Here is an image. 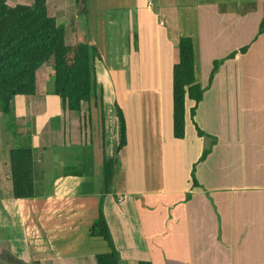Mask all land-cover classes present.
I'll list each match as a JSON object with an SVG mask.
<instances>
[{
  "label": "crops",
  "instance_id": "crops-1",
  "mask_svg": "<svg viewBox=\"0 0 264 264\" xmlns=\"http://www.w3.org/2000/svg\"><path fill=\"white\" fill-rule=\"evenodd\" d=\"M76 7L56 2L49 14L65 25L67 40L70 28L73 45L80 34L96 49L102 95L81 115L67 111L47 66L38 70L34 96H17L8 113L0 111L11 115L0 127V244L28 263L97 264L110 252L89 234L101 208L120 264H264V0ZM181 37L193 39L204 96L194 117L187 101L185 138L175 139ZM118 109L128 143L107 192L104 163L118 154ZM16 147L34 154L30 199L12 196Z\"/></svg>",
  "mask_w": 264,
  "mask_h": 264
},
{
  "label": "trees",
  "instance_id": "trees-1",
  "mask_svg": "<svg viewBox=\"0 0 264 264\" xmlns=\"http://www.w3.org/2000/svg\"><path fill=\"white\" fill-rule=\"evenodd\" d=\"M49 0H33L32 5L12 7L8 0H0V102L3 112L8 113L17 96H34L37 90L38 70L52 66L54 70L55 94L63 101L65 109L82 114L83 105L90 103L97 95L95 72V48L83 42L78 34L77 44L69 45L65 25L52 17L48 10ZM88 0H76L86 8ZM264 32V20L259 33ZM247 47L240 53H245ZM179 62L173 67V135L184 139L186 134V103L193 101L191 110L194 117L203 100L204 89L195 75V49L193 39L181 37L179 41ZM236 55L233 54L232 57ZM222 61L214 63L211 79L218 72ZM84 117V116H83ZM87 126L88 119L84 117ZM89 127V124H88ZM119 144L118 154L104 163L105 190H111L119 153L128 143L125 116L118 109ZM199 135L203 133L198 129ZM209 151L205 150L201 160ZM12 196L15 199L35 197V163L33 151L16 147L10 151ZM2 173L0 169V182ZM92 238L107 242L110 252L96 257L97 264H120V256L114 247L111 233L100 208L98 217L90 228ZM0 264H40L38 261L25 262L15 257L0 244ZM145 264V263H143Z\"/></svg>",
  "mask_w": 264,
  "mask_h": 264
},
{
  "label": "rangeland",
  "instance_id": "rangeland-1",
  "mask_svg": "<svg viewBox=\"0 0 264 264\" xmlns=\"http://www.w3.org/2000/svg\"><path fill=\"white\" fill-rule=\"evenodd\" d=\"M75 1L76 0H49V2H48V10H49V13H51V7L56 2H61V4L64 6V8H67V9H70V10H73V9L76 10L77 7H76V2ZM8 4L10 6H12V7H15L17 5H32L33 4V0H8ZM52 11H53V8H52ZM67 31H68L67 32V37H68L67 42H68V44L69 43L72 44L74 42V40H73L74 35L71 33L70 28H68ZM71 44H69V45H71ZM52 75H53L52 78H54V73H52ZM92 101H93V99H92ZM2 107H3L2 106V103L0 102V111L1 112H3ZM4 116H6V117H4ZM9 117H11V115H1V118H0V127L1 128L4 127L6 124L8 125L9 123H11V121H10L11 119ZM9 126H10L9 127V129H10L9 132L13 133V135H14V133H15V127H13L12 125H9ZM3 190H4V188H3Z\"/></svg>",
  "mask_w": 264,
  "mask_h": 264
}]
</instances>
